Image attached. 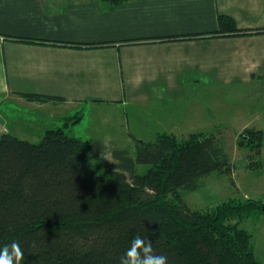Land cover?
I'll return each mask as SVG.
<instances>
[{
  "label": "crops",
  "instance_id": "0c3cea01",
  "mask_svg": "<svg viewBox=\"0 0 264 264\" xmlns=\"http://www.w3.org/2000/svg\"><path fill=\"white\" fill-rule=\"evenodd\" d=\"M220 15L256 33L210 37L219 30ZM261 31L264 0H131L114 7L96 0H0V125L38 142L46 131L85 112L67 132L111 145L135 140L127 107L148 106L162 112L149 118L160 126L155 138L164 133L179 138V129L188 127L187 113L199 112L200 122L212 118V111L209 116L207 110H188L189 96L209 97L205 103L211 106L224 93L246 98L247 106L264 98ZM96 44L109 46L84 47ZM28 96L56 99L40 103ZM171 102L178 103L176 110L157 109ZM98 103L117 106L114 114L95 118L103 131L83 133L86 112ZM255 118L254 128L264 129V111Z\"/></svg>",
  "mask_w": 264,
  "mask_h": 264
},
{
  "label": "trees",
  "instance_id": "16d2710c",
  "mask_svg": "<svg viewBox=\"0 0 264 264\" xmlns=\"http://www.w3.org/2000/svg\"><path fill=\"white\" fill-rule=\"evenodd\" d=\"M96 1L114 7L131 0ZM218 22L210 37L256 33L240 29L230 16L220 15ZM83 118L80 112L65 119L38 142L0 134V246L18 242L23 264H120L132 240L141 236L152 242L154 254L168 257V264H262L253 235L240 224L263 220L264 198L232 199L209 211L193 210L183 199L230 165L215 134L199 132L183 140L159 134L155 141H136L135 159L119 149L111 161L106 145L67 132ZM246 133L241 146L260 156L264 131ZM97 158L109 177L90 167ZM138 165L150 168L138 174Z\"/></svg>",
  "mask_w": 264,
  "mask_h": 264
},
{
  "label": "rangeland",
  "instance_id": "374dc122",
  "mask_svg": "<svg viewBox=\"0 0 264 264\" xmlns=\"http://www.w3.org/2000/svg\"><path fill=\"white\" fill-rule=\"evenodd\" d=\"M193 90L194 89H191L190 91ZM224 94H221L217 98L218 102L216 105L213 104L214 106L205 103H210L209 97L197 98L189 96L186 101L188 110L200 109L201 111L204 110V112L207 110L206 113L209 116L210 111H212V118L210 119L211 121L203 119V122H200V116H198L199 112L195 115L187 113L188 127L179 129V133L182 135L179 136V139H187L191 134L199 132L215 134L222 142L223 147L230 157V165L228 168H224L222 172L214 173L203 179L200 182L201 187L198 190L184 193L183 199L193 210L209 211L221 203L232 199L259 200L264 198V147L261 155L257 156L255 151L245 148L240 144L242 139L245 138L244 136H247V130L254 129L264 131V129L254 128L257 125L255 117L264 111V98L250 100L249 102H252V105L249 104L247 106L246 98L223 96ZM115 106L117 105L111 103H98L93 109L90 107L86 112L84 126L91 129H83V126L81 127V131L86 134L103 131L95 125V118L101 119L102 115L107 113L114 114ZM178 106V103L171 102L167 106L159 104L157 109L169 107L171 111H174ZM144 107H146V112L136 106L127 107L128 110L126 112L128 113L130 123L129 131H131L136 140L127 139L124 140V142L116 140L119 142L118 144L106 145L107 151L109 152L108 158L111 161H113L112 153L115 150L127 149L131 157L135 159L137 156L136 141H155L156 138L154 133L159 125L155 121H150L149 118L159 117L162 112L160 114L156 111L148 110V106ZM118 108H121V106L118 105ZM141 110L142 112H140ZM136 112L142 116L141 119L136 120L134 118ZM91 121L92 123H90ZM98 124L100 123L98 122ZM244 124H249V126L253 128L243 129V126H245ZM167 125V122L161 123L163 127H167ZM262 125L264 126V123H262ZM0 126V134L8 133L7 127L5 128L4 125ZM3 129L6 131L3 132ZM121 132H124V130L122 129ZM90 167L95 170L98 175L103 177L110 176L108 169L99 158L93 160L90 163ZM149 168V166L138 165L137 172L138 174H144ZM240 227L246 229L253 235L252 246L255 254L258 260L264 264V218L260 221L245 220L240 224Z\"/></svg>",
  "mask_w": 264,
  "mask_h": 264
},
{
  "label": "clouds",
  "instance_id": "9594fccd",
  "mask_svg": "<svg viewBox=\"0 0 264 264\" xmlns=\"http://www.w3.org/2000/svg\"><path fill=\"white\" fill-rule=\"evenodd\" d=\"M23 261L24 253L18 242L0 246V264H23ZM120 264H168V257L154 254L152 242L136 236L120 258Z\"/></svg>",
  "mask_w": 264,
  "mask_h": 264
},
{
  "label": "built area",
  "instance_id": "2783aa9c",
  "mask_svg": "<svg viewBox=\"0 0 264 264\" xmlns=\"http://www.w3.org/2000/svg\"><path fill=\"white\" fill-rule=\"evenodd\" d=\"M0 128H1V126H0ZM6 130L5 129H3V132H5Z\"/></svg>",
  "mask_w": 264,
  "mask_h": 264
},
{
  "label": "water",
  "instance_id": "95a60500",
  "mask_svg": "<svg viewBox=\"0 0 264 264\" xmlns=\"http://www.w3.org/2000/svg\"><path fill=\"white\" fill-rule=\"evenodd\" d=\"M263 210H264V208H263Z\"/></svg>",
  "mask_w": 264,
  "mask_h": 264
}]
</instances>
